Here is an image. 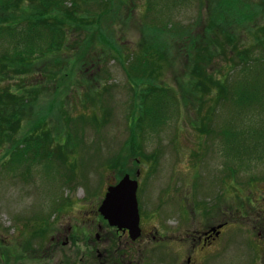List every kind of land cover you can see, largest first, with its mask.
<instances>
[{"label": "rangeland", "instance_id": "374dc122", "mask_svg": "<svg viewBox=\"0 0 264 264\" xmlns=\"http://www.w3.org/2000/svg\"><path fill=\"white\" fill-rule=\"evenodd\" d=\"M132 1L131 13L123 14L127 23L108 26L103 20L101 28L125 50L137 47L140 37L156 48L153 59L159 68L151 67L150 85L142 88L143 70L130 68L137 52L115 59L103 53L104 44L93 46L91 29L68 31L69 41L57 55L36 61L34 73L43 81L39 88L24 89L19 105L5 107L23 113L4 123L7 132L0 126V264L75 260L85 252L81 241L91 223L85 225L79 212L70 209L73 201H81L86 210L96 206L106 187L124 175L137 180L140 227L154 235L151 250L143 254L145 264H188L185 249L192 246L194 264H264V234H258L264 211L257 214L261 206L255 201L259 196L264 200V158L259 161L253 149L249 154L241 150L238 157L236 143L226 134L236 133L241 143L242 131H251L258 120L250 118L264 115L256 100H234L232 88L254 72L253 66L264 67V45L256 42L257 27L264 25V0L244 1V11L237 10L242 22L230 27L208 16L219 7L217 0ZM230 6L238 8L237 1ZM2 29L0 51L8 41ZM42 34L60 40L52 30ZM79 39L84 43L79 45ZM209 42L225 51L211 57L206 70L214 81L199 83L193 97L188 52L197 44L198 51L209 49L202 59L212 55ZM248 50L255 60L251 70L237 58L249 55ZM199 55L195 51V58ZM218 79L226 81L220 93ZM151 85L162 91V105L152 106L150 127L143 130L133 90L146 95ZM164 92L174 99L171 104ZM161 109L166 120L158 119ZM134 127L140 135L135 144L130 140ZM254 129L258 138L264 124ZM38 142L36 151L27 148ZM232 219L233 225L202 250L200 232ZM65 237L73 240L70 246L61 245ZM138 245L144 247L141 241Z\"/></svg>", "mask_w": 264, "mask_h": 264}, {"label": "trees", "instance_id": "16d2710c", "mask_svg": "<svg viewBox=\"0 0 264 264\" xmlns=\"http://www.w3.org/2000/svg\"><path fill=\"white\" fill-rule=\"evenodd\" d=\"M129 1L130 0H15L14 2H11L10 0H0V25L3 27L2 30H4L8 40L2 46L4 51H2V49L0 51V83H7L4 88H0V126L3 132H7L4 123L9 124L10 121L16 120V118L19 117V114L22 115L23 113L20 111L19 114H13L10 110L6 111L5 107L19 105L20 101H23L24 97H26V90L24 89L30 86L32 88L33 86L37 89L39 88L43 81L42 78H36L34 73L36 61L47 58L52 54L57 55L56 53L60 51V46H62L63 42L69 41L70 37L68 38V36L70 34H68V31L75 32L76 30H80L81 32L83 30L91 29L93 46H102V44H104V47L102 48L103 53L108 56L111 54L115 59H122L128 51L133 53L137 52V58L131 62L130 68L139 67L141 68L140 70H143L142 77H145L142 81L145 80V82L142 84V88H144L145 85H150L147 82L154 80L151 67L154 66L155 69L159 68L156 64L159 62L157 60L154 62L153 59V54L157 55L158 53L156 48L148 43V39L140 37L137 47H132L131 45L129 46V49L125 50L122 46L118 45L117 41H114L112 35L110 37L105 35V29L101 28V21L103 20L109 22L108 26L111 22L118 23L119 20L122 23H127L130 19L123 18V14L127 13L129 15L131 13L133 1ZM236 1L238 3V8L234 7L236 9H232L230 5L235 6ZM244 1L249 0H217L216 3H218L219 7H215V9L212 7L208 16H210L211 21L217 18L227 22L228 26L240 25L239 23H241L242 20L237 10L244 11ZM67 4H69V6H67ZM88 5L90 8L86 7ZM212 23L214 22L212 21ZM47 30H52L58 35L60 34V40L56 36L53 38L43 36L42 33H45ZM257 32H259L260 35L258 36V33L256 34V42L259 46H263L264 25L258 26ZM260 36L263 37L261 38ZM121 37V39H123L124 33L121 34ZM211 37L215 38V35L212 34ZM101 39H103V42L105 43H103ZM41 41L45 44L41 45V43H43ZM99 41L101 43H99ZM214 41L212 42L214 43ZM80 42L84 43L83 39H79V45ZM209 44L213 47V49L210 50L212 55L204 56L203 59L202 55L204 54V51L208 52L209 50L207 47L200 48L198 51V45L194 44L193 53L188 52L189 65L192 67L191 71L188 73L191 81L189 82L190 87L188 90H190V94H193V97L200 92L199 83L204 84L205 82L214 81L213 78L206 73V70H208V65L209 67L212 65V62L210 61L211 57L220 54L221 51H225L223 50L225 46H222L221 44L217 45L221 46L220 49L211 42H209ZM108 45H111L112 47H109ZM195 51L197 55H201L195 58ZM249 53V50L245 52V54ZM237 58L239 63H242L246 70H251L255 60L250 54L246 56L237 54ZM194 62L196 64L195 66H197V73L193 70ZM253 69L254 72L250 75H245L237 85L232 87L235 93L233 99H246L254 102L256 100L264 110V67L253 66L252 70ZM215 84L216 90L220 93L225 89L226 81L218 79L215 80ZM151 88V91L145 92L146 95H149L148 97L146 95H139L137 90H133V99H139L136 110L138 112L140 124L142 128H144L143 130L150 125L148 114H152V106L162 105V91L156 90L153 85H151ZM165 90L167 89L165 88ZM208 90L210 91V88H208ZM167 93L168 92H164L167 102L171 104L174 99L167 95ZM186 98L187 97L185 96L184 99ZM147 102L149 105H147ZM163 116H165V114ZM10 117L12 120L6 121V118ZM260 118L261 119L258 117L250 118V120H258L254 124L251 123V131L242 129L241 143L236 139V133L226 131V134L231 138L232 142L236 143L238 157L241 156V150L244 153L249 154L252 149L253 151H258V157H264V130L257 131L256 135L258 138L253 136L256 131L254 129L255 126L258 124H264V115H261ZM3 119L5 122L1 121ZM158 119H162V109L160 110ZM166 119L167 116L162 120ZM41 126L42 124L40 127ZM227 127L229 128V126ZM139 136V133L135 131L134 127L132 129V137H130L133 144L139 141ZM37 140H41V138H38ZM242 144H244V146ZM36 146H39V142L27 146V148L36 151V148H33ZM261 146L262 151L260 153L259 150ZM133 152H137V149H134ZM259 153L261 155H259ZM240 159L243 160L242 158Z\"/></svg>", "mask_w": 264, "mask_h": 264}, {"label": "flooded vegetation", "instance_id": "af4514ba", "mask_svg": "<svg viewBox=\"0 0 264 264\" xmlns=\"http://www.w3.org/2000/svg\"><path fill=\"white\" fill-rule=\"evenodd\" d=\"M115 184L116 183L110 185ZM105 192L106 190H104V194ZM259 197L255 200L258 203L256 207L259 209L261 206V209L258 210L257 214H260L262 210L264 211L263 197L261 199ZM103 198L104 195L96 206L92 208L90 207L88 210L81 206L79 204L80 202L76 203V201H73V206L70 207V209L79 212V215H81L84 219L83 223L85 224V221L90 222L91 225L89 226L92 227L89 228V226L85 224L87 233L81 241L85 245V252L75 258V260L71 259L69 264H145L146 260L143 259V254L145 253L146 256V250L149 251L152 248V239H154L153 232L149 231L148 233H145L143 232V228L140 227V236L136 240H133L127 228L110 226L99 210ZM68 211H70L69 208ZM215 225L209 226L208 230L200 232L197 236L199 242L202 244V250L205 246L211 245V243L218 238L224 230H228V228L233 225V219L226 220L223 223ZM256 227L257 226L254 225V228ZM213 228L215 229L212 230ZM71 229L72 226L68 228V230ZM258 234L259 237H263L264 228L262 231H258ZM64 240L65 241L61 244L62 246H70L73 243V240H70L67 237H65ZM140 241L144 246L142 249L138 248ZM194 251V246H192L190 250L188 248L185 249L186 263L194 264L191 260L192 253ZM70 255L73 256L72 254ZM34 264H43V262L35 261Z\"/></svg>", "mask_w": 264, "mask_h": 264}, {"label": "water", "instance_id": "95a60500", "mask_svg": "<svg viewBox=\"0 0 264 264\" xmlns=\"http://www.w3.org/2000/svg\"><path fill=\"white\" fill-rule=\"evenodd\" d=\"M137 181L125 175L120 182L108 188L100 211L110 225L126 227L138 235L139 215L136 201Z\"/></svg>", "mask_w": 264, "mask_h": 264}]
</instances>
